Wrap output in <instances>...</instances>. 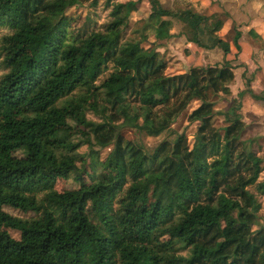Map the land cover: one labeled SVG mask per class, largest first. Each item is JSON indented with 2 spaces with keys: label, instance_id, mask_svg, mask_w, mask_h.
Instances as JSON below:
<instances>
[{
  "label": "trees",
  "instance_id": "obj_1",
  "mask_svg": "<svg viewBox=\"0 0 264 264\" xmlns=\"http://www.w3.org/2000/svg\"><path fill=\"white\" fill-rule=\"evenodd\" d=\"M146 1L137 37L111 47L89 16L78 27L65 16L97 0H0V25L11 28L0 45V178L10 184H0V264H264V222L248 190L264 194V156L249 146L253 138L241 139L234 111L221 128L212 123L215 99L229 94L233 76L229 43L214 34L221 13H198L193 0L171 8ZM135 5L126 0L110 12L104 26L115 40ZM169 17L187 42L219 50L221 62L164 73L166 60L147 37H168ZM239 34L233 28L236 50ZM241 78L237 94L264 101L245 70ZM193 100L190 144L173 132L146 151L123 136L167 132ZM87 109L98 119H87ZM69 177L76 188H54Z\"/></svg>",
  "mask_w": 264,
  "mask_h": 264
},
{
  "label": "rangeland",
  "instance_id": "obj_2",
  "mask_svg": "<svg viewBox=\"0 0 264 264\" xmlns=\"http://www.w3.org/2000/svg\"><path fill=\"white\" fill-rule=\"evenodd\" d=\"M126 0H110L106 5L105 0H97L95 6H89L87 3H83L81 5H77L71 7L66 10L65 16L69 18L71 21V25L78 27L83 22L85 16H89L91 22L94 23V30L100 34L101 37L110 40L111 47L115 46L121 39H125L128 37H137V34L132 33V30L138 28L143 21L146 20L147 16L150 13V8L146 0H135V10L130 12L127 26H125L119 32L118 40L113 38V30L111 27H106V24L109 21V14L112 10L116 8L117 5L124 2ZM210 2H214L212 5L207 3V0H203L204 4L200 1H190V8L198 13L209 14L214 10H218L221 12L220 17L223 18L224 27L219 29L218 34L228 43H231V36L233 33V28H237L240 26L236 25V22L228 16V12L224 7V4L228 6L231 0H209ZM160 4L165 8L173 7V2L176 4L185 2V0H159ZM226 14V16H225ZM171 24L170 29L168 30L169 36L166 38L156 39L154 40L153 36L150 34L147 37L148 41H154L155 49L160 52L163 58L166 60V68L164 73L169 74L175 71H185L193 64L197 62L195 66L199 63L201 65L204 64H213L221 62L222 55L219 50L213 49L214 52L209 53L208 60L206 59L207 55H204V60H201L199 53L195 55H190L185 58L187 53L183 50V45L185 44V37L181 34V23L175 17L167 18ZM92 25V24H91ZM11 28L6 25H0V45L1 38L5 35L10 34ZM164 31L163 33H165ZM182 35V36H181ZM87 36V35H86ZM231 45V44H230ZM259 45L252 48L250 53H247L248 59L251 60L249 62V68L247 69L241 66L243 62L237 60V58H233L228 55V58L231 59L232 68V79L228 82L229 94L217 96L214 102V114L212 117V123L214 126L221 128L227 122V120L232 119L231 110L234 111V114L238 116V118L243 122V130L241 132V139L247 140L249 138H253V141L249 144L251 149L255 151L257 154L264 156L263 148H264V101L262 100H254L247 94L238 95L237 92L240 91L241 88H244L243 79L241 78V71L245 70V76L250 78L249 86L254 88L255 93H264V58L257 55V48H260ZM200 59V60H199ZM240 62V63H239ZM245 64V63H244ZM252 74V75H251ZM129 107L132 110H138V104L134 102H129ZM196 105V101L188 103L185 111L181 112L175 119V121L171 124L169 132L171 134L168 135V131L157 136L150 137L146 136L143 133L137 132L134 129H124L123 136L127 139H131L141 146L147 151L150 150L157 142H159L164 137L171 138L170 135L173 132H184L188 143L192 142V136L196 127V122L191 124L185 121V115L188 110ZM231 108V109H230ZM98 113L93 112L92 110L87 109L85 111V116L90 120H97ZM108 151V148L101 150L99 153V157H103L105 153ZM77 152L84 155V160L88 159L87 152L88 150L84 145H81ZM86 154V156H85ZM264 178V164L263 170L259 174V180ZM0 184L3 187H10L9 181L3 178H0ZM78 186V182L69 177L67 179H57L54 184V188L57 190L68 189V188H76ZM248 190L252 192L258 201L260 208L257 212V222L258 224H263L264 222V194H259L255 191L253 186H249ZM3 211L12 214L18 217H29L32 215L31 212H21L18 209H13L10 207L4 206ZM156 216L159 217V212L156 213ZM129 226V225H127ZM9 234L16 238L18 237V232L14 230H8ZM118 240V236L114 235L112 238V245H114ZM184 253V251L182 252Z\"/></svg>",
  "mask_w": 264,
  "mask_h": 264
},
{
  "label": "crops",
  "instance_id": "obj_3",
  "mask_svg": "<svg viewBox=\"0 0 264 264\" xmlns=\"http://www.w3.org/2000/svg\"><path fill=\"white\" fill-rule=\"evenodd\" d=\"M200 1L202 2L203 0H199V2ZM263 2L264 0H231L230 3H228L229 4L228 6L225 5L226 3L224 4V7L226 8V11L228 12V16H230L231 20L233 19L236 22V25L240 24L239 27L235 28L240 33L239 38L237 40L239 49L236 50L234 46L232 45V42L229 43V47H230V52H231L230 54H231L232 59L237 58L238 61L243 62L241 63L244 65L243 68H245V65L247 69L249 68V62H251V60L248 59L247 53H250L252 48L259 44H260L259 46L260 48H257L256 50L257 55L260 56L261 54L260 58L261 57L264 58V6H263ZM202 3L204 4V2ZM207 3H210L212 5L214 2H210L209 0H207ZM213 12H218V10H214ZM213 12H210V13H213ZM218 13H221V12H218ZM224 26L225 24L223 23L222 27ZM218 31L214 33L217 36H219ZM183 48H184L183 50L185 51V53L188 52L185 58L189 57L190 55H195L199 53V55L202 56L201 60L205 62L208 60V56L210 55L209 53L214 52L213 49L205 50L203 48L195 46L193 43L187 42L186 40H185V44L183 45ZM230 54L228 55L230 56ZM204 55H207L206 56L207 60H204ZM228 55H226L225 58H228ZM191 62H189V64H193L191 66L197 65L196 64L197 62L195 63H191ZM198 65H201V64L199 63ZM181 72H183V70L171 72L169 74L181 73ZM242 89L243 88H241L240 90ZM251 90L254 91V88H251ZM244 94H247V93H244ZM247 96L249 95L247 94ZM193 101H196V100H193ZM196 104H197V101H196Z\"/></svg>",
  "mask_w": 264,
  "mask_h": 264
}]
</instances>
